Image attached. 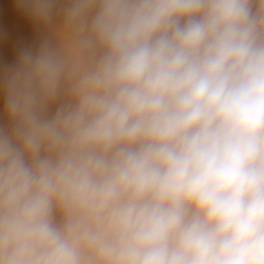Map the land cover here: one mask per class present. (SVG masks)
I'll list each match as a JSON object with an SVG mask.
<instances>
[{
	"label": "clouds",
	"instance_id": "clouds-1",
	"mask_svg": "<svg viewBox=\"0 0 264 264\" xmlns=\"http://www.w3.org/2000/svg\"><path fill=\"white\" fill-rule=\"evenodd\" d=\"M12 10L0 264H264V0Z\"/></svg>",
	"mask_w": 264,
	"mask_h": 264
},
{
	"label": "rangeland",
	"instance_id": "rangeland-1",
	"mask_svg": "<svg viewBox=\"0 0 264 264\" xmlns=\"http://www.w3.org/2000/svg\"><path fill=\"white\" fill-rule=\"evenodd\" d=\"M0 29H6L9 39L0 40V60H10L15 55L18 42H31L37 37L36 29L23 23L12 10V0L0 2Z\"/></svg>",
	"mask_w": 264,
	"mask_h": 264
}]
</instances>
